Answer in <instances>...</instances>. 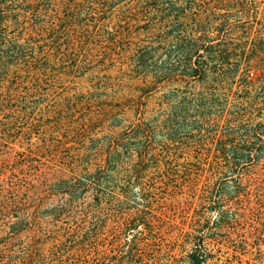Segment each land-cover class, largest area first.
Segmentation results:
<instances>
[{"label": "trees", "instance_id": "1", "mask_svg": "<svg viewBox=\"0 0 264 264\" xmlns=\"http://www.w3.org/2000/svg\"><path fill=\"white\" fill-rule=\"evenodd\" d=\"M237 1L240 18L225 9L207 40L204 29L180 32L187 15L172 0H0V264H167L163 225L137 200L179 185L204 199L189 264H208L216 228L238 264H264V120L215 111L207 155L181 157L158 151L153 117V105H170L157 97L170 84L264 88L262 74L234 76L264 59L256 4ZM237 35L243 46L229 43ZM81 78L90 86H74ZM196 101L211 121L209 100Z\"/></svg>", "mask_w": 264, "mask_h": 264}, {"label": "rangeland", "instance_id": "2", "mask_svg": "<svg viewBox=\"0 0 264 264\" xmlns=\"http://www.w3.org/2000/svg\"><path fill=\"white\" fill-rule=\"evenodd\" d=\"M172 2L177 3L176 9H182L183 12L180 13V15H187L184 20H180V23L177 24L180 25V32L183 33L187 30V33H190L192 29L194 31L197 29H204V33L206 34L204 39L207 40L215 39L214 37L217 35L218 30L214 32V29L220 27L224 23L226 19V17L223 16L225 9L232 8L225 15L230 16L238 14L232 18L238 19L242 15L240 10L242 6H244V4L237 0H172ZM250 2L256 4L259 13L257 18L261 23L255 26V29L252 30L254 32L260 29L262 23L264 24V0H250ZM158 15L159 14H155L154 17L157 19L159 18ZM177 25H172L162 30L161 33L172 31L173 27ZM235 38L236 39L232 41L230 40L229 43L238 44L240 46L245 44V38H240L239 35L235 36ZM187 41L188 39H186V42ZM178 53H173L171 56L181 57L182 54ZM240 57L241 56L237 59L240 60ZM247 66H249L248 71H246ZM245 73H249V75H264V59L252 58L242 62L240 69L234 73V76H236L238 81ZM93 80L96 81V79ZM91 81V78L75 79L74 86L84 89L90 86ZM134 84L138 85L137 82ZM229 84L231 83L225 85L216 83L215 87H211L199 83L187 87L184 83H175L160 89L157 93V97L161 96V101L164 100L162 95L169 97L170 105L152 106L154 108L153 117L156 123V142L158 151L164 155H177L181 157L197 154L207 155L210 142L208 132L211 131V129H215V125L220 123V117L222 115H224L223 121L225 122L236 120L237 117L242 118L244 121L264 120L263 85H256L251 92H247L237 84ZM127 90L128 89H125V91ZM199 95L209 100L207 105L208 107L212 105L213 113L215 111L225 110L223 114H216V112L214 115L210 116L212 120L209 121L208 115L203 114L202 109L200 113L196 112L195 104L197 101H194ZM212 95H214V100L219 102L217 105H214V103L210 104L212 100L209 97ZM182 98H186V100L191 101L194 105H180V107L173 105L181 101ZM182 109H186V112L183 113V117L187 115H194V117H187L188 120L183 121L181 117ZM170 114V124L175 126L174 134L170 136L171 141L173 140L172 142L166 141L167 136L162 126V121ZM210 123H212V126H210ZM167 130L169 131L168 133H170L171 128H167ZM160 169H162V166ZM151 175L152 174H149L148 176L150 177ZM178 183H180V181H178ZM137 192L136 190V192H127L126 194L127 196H132ZM123 202H125L123 205L124 209H130L131 205H134V202L131 203V199ZM202 202H204V199L201 198V193H197L196 195L193 194L192 196L189 192V188L185 185L151 191L146 200L138 198L137 203L138 207H140L139 209H143L144 206L147 205L148 209L152 211L153 215L159 218L160 224L163 225L161 232L163 242H161L160 245L162 249H165L166 246L171 247V252L168 253L170 259L166 257L164 259L165 263L189 264L188 253L190 252L192 241L187 240V235L198 220L196 213H199ZM210 216L211 214L206 212L201 220V225H205L208 220L207 218ZM225 233V228H216L211 232L212 235L210 234L211 238H209L207 246L212 257L208 264H238V257L234 254L233 246ZM163 253H166V250H164Z\"/></svg>", "mask_w": 264, "mask_h": 264}]
</instances>
